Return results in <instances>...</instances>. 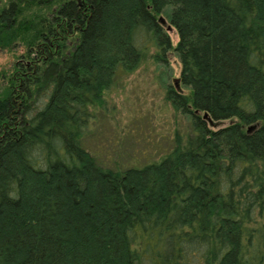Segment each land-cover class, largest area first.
<instances>
[{
	"label": "trees",
	"instance_id": "obj_1",
	"mask_svg": "<svg viewBox=\"0 0 264 264\" xmlns=\"http://www.w3.org/2000/svg\"><path fill=\"white\" fill-rule=\"evenodd\" d=\"M16 44L0 264H264V0H0V49ZM169 49L164 97L191 131L155 159L102 164L81 137L105 91Z\"/></svg>",
	"mask_w": 264,
	"mask_h": 264
},
{
	"label": "rangeland",
	"instance_id": "obj_2",
	"mask_svg": "<svg viewBox=\"0 0 264 264\" xmlns=\"http://www.w3.org/2000/svg\"><path fill=\"white\" fill-rule=\"evenodd\" d=\"M160 13L166 23L165 11ZM165 29L174 43L175 27ZM23 47L16 44L0 49V80L1 71L11 65ZM165 58L147 56L105 91V100L97 105L81 137L82 144L102 164L125 166L155 159L171 147L175 130L182 135L191 131L189 114L174 108L164 97L166 84L173 82L180 69L174 50L166 51Z\"/></svg>",
	"mask_w": 264,
	"mask_h": 264
},
{
	"label": "water",
	"instance_id": "obj_3",
	"mask_svg": "<svg viewBox=\"0 0 264 264\" xmlns=\"http://www.w3.org/2000/svg\"><path fill=\"white\" fill-rule=\"evenodd\" d=\"M158 18H159L163 23H165V20H166V19H165V17H164L162 14H158ZM165 26H166V27H169V26H171V24L167 21V22L165 23ZM177 79H178V76H175V77L173 78V80L175 81V83H177ZM203 114L205 115V114H206V111H204ZM252 125H253V123L248 124V125H247V129H249Z\"/></svg>",
	"mask_w": 264,
	"mask_h": 264
}]
</instances>
